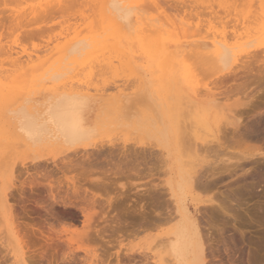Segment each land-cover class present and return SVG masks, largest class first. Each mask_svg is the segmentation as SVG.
Listing matches in <instances>:
<instances>
[{
	"label": "rangeland",
	"instance_id": "1",
	"mask_svg": "<svg viewBox=\"0 0 264 264\" xmlns=\"http://www.w3.org/2000/svg\"><path fill=\"white\" fill-rule=\"evenodd\" d=\"M55 1L53 3V0L52 1L0 0V40H1L0 42L2 45H4L2 47L5 48L3 49L1 47L3 51H0L2 52V54L0 53V63H1L0 77H2L0 78V88H2V90L0 89V264H21L20 261L21 256L16 239L17 235L21 234L18 231L20 229H16L18 228L16 227V225L18 226L19 224L21 225L24 224L23 226L20 227L21 230L22 227L24 228L25 224L27 228L30 227V229H32L30 230L31 235L27 233L29 229L26 230L27 229L26 228L24 229L25 231L22 230V232L24 231L22 234L24 235L25 233L26 237L28 234L29 235L28 237L30 238L32 237L34 240L36 236H38V238L35 239V242L33 241L35 243L34 246L32 241H31L32 245L30 243V240H32L31 238L29 240L30 244L28 243L25 246V250L23 248L24 246L22 247L23 253H26L28 251L30 252V254L26 253L25 256L24 254L22 256L24 257V259L25 258L27 259V260L25 259V261L27 262V263L25 262L26 264L34 263V260H36L35 255L38 256L37 255L38 253L36 252L42 253L43 250H41V248L43 249L44 245H47L49 247L46 248V246H44V250L46 253L44 251L43 252L45 253L44 254L45 257L43 255L41 256V253H39L41 257L38 256L37 258H41V259L43 258V259L42 261L40 259V262L39 259L36 260L37 264H155L151 256L154 255L155 253L154 251H155L156 242L154 241L153 237L157 235V232L148 231L133 238L132 237L123 238L122 239L123 242H121L122 240L121 241L119 240L120 242L115 241L117 239L116 235L115 236L113 234L111 235V232L113 230L112 226L114 225L113 223H111V221L113 220L114 218L113 215L115 213L106 207L104 209H101V207L97 206L98 205L97 201L100 203L101 202L103 203L104 201L111 199H113L112 201H114V199L117 198L122 192L124 194L123 196L126 198V199L124 198L125 202L122 201V204L125 205L124 207L122 206V209L124 208L130 210L131 207H138L143 205L146 208V210L149 209L147 210V212L148 211L150 212V209L152 208V211L150 212L151 216H155V214H157L158 212L159 214L160 212L161 214L163 213V208H164L163 202H165L163 200L166 199L167 203L169 204L170 203L169 198L166 195L162 194L159 196L161 203H159L157 200L156 203L157 202L158 203L157 204L155 203V205H153L154 203H151L153 205L152 206L150 204L151 201L150 199L149 200L147 199L148 198L147 196L150 190L154 191L155 188L157 187L159 191L160 188L162 190L165 161L163 156L161 155L162 153H160L161 151L160 147L157 145L155 139L151 138L150 136H147L146 132L141 129L140 131L138 129L135 130V128H141L139 127L140 125L137 124L139 121H136L135 123V120H143L144 117L147 118L148 116H153L154 114L157 113L156 105H158V103H164V102L167 103L168 106L171 108V112L173 111V107L175 106L174 109H176L179 112V114L185 108L186 112L188 113H184L185 112L184 109L183 110L184 112L182 111L183 115L185 114L189 115L190 103L188 102L187 99H185L187 98L188 95H189L188 97L191 98L190 95L193 96L194 92L204 91V89L207 88L209 89V87L211 92L215 94H219L220 92H223L225 88H230L234 83L237 84L242 80H246L239 78H242L243 76H246L247 78V73H249L247 71L248 68L247 69L243 68V70H241L242 68H234L237 69L238 72L233 71L234 73L232 74L231 72L226 73L227 76H225L226 74L224 75H221L220 73L217 74L218 72L216 71L213 72L214 70L212 69L210 70V68L212 67L211 64L208 65V63H205L206 61L205 59H203L205 60L203 62L201 54L200 56L202 61L200 60V58L199 60H196L197 57L195 56L198 55L199 49L193 46L192 47L190 46L191 47L190 49L189 46H183V43L186 42L187 44H191L190 42L193 43L201 40L209 41L211 40V36L213 35L216 36L218 34H219L218 36H222V37H226L227 35L231 37L233 36L232 39L231 37L228 36V39L230 38L229 41L226 38L228 43L233 44L238 42L244 44V49L245 50L247 49L246 51L248 52L247 55L245 54L242 55V58L240 60L241 62L243 61L247 62L248 60L247 58L250 57V54L255 52V54L253 55L251 54L252 57H250L248 61H250V59L251 61L253 59L255 61L256 60L255 58H258L257 61L259 60V64L260 63L263 64L264 63V52H263L264 28L262 23L264 20L263 18L261 20V16L264 15V1L263 0H186V1L156 0L157 2H154L153 4L152 3L153 0L152 2L151 0H144V2L143 0H141V2L140 0H128V2L132 4L139 3L137 5L138 7L141 6L139 7V9H142L137 11L139 15L141 14L142 17L149 16L150 18H155L157 22L162 25L164 32L160 36L161 41L166 40L170 44H177L179 45L181 51L183 50L185 51L175 56L176 63L174 66L175 67L174 70H172V66L170 67L168 62L164 61V57L156 56L154 58H151L157 52V51L154 52V48L152 45L151 48L149 47V51H146L141 44H138V41L136 39L132 38L131 33L126 31H124L123 35L118 39L119 41H121V45L124 48L123 53L127 52L125 53L126 55L125 54L122 55L121 53H115L113 51L110 52L108 50V51H104V53L101 54L102 56L98 55L95 57L92 56L66 57L65 55L67 54V52L65 48L67 47L69 41H72V43L76 40L78 41L84 40L86 42L94 41L99 43V45L102 47L106 44L113 43L118 40L114 35L115 32L113 31V29H111L109 23L110 20L108 19L109 17L108 13H106L104 17L101 14V4L103 0H62L61 2L60 0H55ZM44 3L45 4L47 3L48 5L47 4L45 5ZM251 9L252 10L254 9L253 11L256 12L257 10H259L258 13L256 12L255 13L256 14L260 13L259 14L260 18L256 17L255 16L256 14L255 13L253 14L252 13L253 11H251ZM37 10H41V11L39 12ZM11 11L13 12L11 13ZM238 11H239L238 13L239 15L237 14L236 16L240 17L241 20L239 19L238 21V23H240L239 27L237 26L239 30L236 29L235 32L234 30L235 22L233 23V21H234V14H236ZM19 13L23 14L24 16L27 15L25 18L24 16L22 17L23 22L19 18L20 17ZM33 13L34 14L37 13V14L34 15ZM138 14H136V20L139 18ZM251 14L254 15L253 18L256 17L257 20L259 19V21L255 22L256 18L255 19L250 18ZM16 15L19 18L17 19L18 23L20 21L19 24H17V20L15 19L13 22L12 18H14ZM246 16H248L249 18ZM26 18L29 22H26V20H24ZM236 19L238 20L237 17ZM247 19L251 20L250 22L251 24L247 21ZM244 20L248 22V24L247 23L241 24V22H243ZM98 21L100 28L99 30L97 27ZM162 21L163 22L168 21L169 25L167 26L166 25L167 22L166 23L164 22L165 23L164 24ZM181 21L189 22L192 28L193 25L194 27L198 28V29L195 28L196 30H198L195 31L202 32L200 33L201 34L200 37L198 33H196L197 35L196 37L195 35L193 36V33L195 32L191 30L190 26H189L190 27L189 30L188 24H186L187 25L186 27L184 26V24H182L183 22ZM21 22L24 24V26L21 24ZM171 22L177 23V25L180 23L178 26H180L181 30L179 29V27H177V32L179 31L178 33L174 30L173 31L171 30L173 26H171L172 28L169 27ZM253 22L255 23V25L252 24ZM133 24H135V22ZM172 25H174V27L176 28L175 24ZM218 25L220 27H218ZM227 25L228 27H225ZM208 27L210 28L214 27L213 29L215 32H213V29L211 32V30ZM96 29L98 31H96ZM186 29H188L189 35L191 34V37L189 38H186V34H185L186 32H184ZM260 29L262 32L259 31ZM225 30L226 32H228L227 35L224 34ZM250 30L251 33H249ZM207 31H209L210 33H207ZM175 33H177L178 36L179 33L180 35L184 34L185 36L181 35V37H178L177 34ZM206 33L208 36H205ZM214 33H216V35ZM233 33H235V35L238 36L234 37ZM242 34L243 37L241 38ZM250 40H253L252 46L245 47L246 42H249ZM129 46L130 49H128ZM9 47L18 50L17 52L22 53L21 56L31 54L32 55L31 63L29 62L28 65L24 63L26 65V66L22 65V67L24 66V68H21V66L19 65H18L19 67L13 66L14 64L10 65L8 61H12V60L9 59L8 56H5L6 55L5 53H8L10 50ZM22 49H24V51H22ZM190 50H192L194 53L195 50H197L196 51L197 55L192 53ZM25 51H27V53ZM128 52L131 54L130 56H128L129 54ZM146 53H150L152 54V56L149 57L148 55H146ZM189 53H192L194 56H192V54L188 55ZM125 56H127V58ZM243 56L244 58L246 56L247 60L246 59L243 60L244 59ZM262 56L263 59L260 58ZM110 58H112L113 63L112 62L109 63V61H111ZM34 59L37 60L35 61ZM147 59H157L156 69L152 70V73L155 74L154 86H153L154 88L151 89L152 92L155 93L157 92L156 95L154 93H151L150 90L146 89V86L143 84L145 77L143 68L145 66V61ZM95 61L97 63H99L100 61L99 65L97 66L106 64L105 66L110 69L99 68V67L91 69V67L95 65L94 64L96 63ZM122 62L124 64H122ZM91 63L94 65L91 66ZM240 65L242 66L243 64ZM240 65H238V67H240ZM127 67H131V69ZM26 68L28 70L26 71L28 74L26 73V76H24ZM256 69H257V65L256 68L251 73L252 74L253 72L255 73ZM190 70L192 71V73H189ZM251 73L248 75L249 76L248 79L249 78L253 79L254 76H252L251 78L250 76L252 75ZM214 74L216 75L214 76ZM56 75H58L59 77V80L57 81L54 80V76ZM148 75H151V71H148ZM191 75L192 76L195 75L193 76L195 79L190 77ZM233 79H236L234 83H233ZM191 80L194 81L192 82ZM187 82L188 83L190 82V84H188ZM182 86H183V90H182ZM58 87H60L61 89H58ZM215 87L218 88L215 89ZM62 92L80 93L89 96L90 98H92V101L95 102L94 103L95 114L99 115L100 114L99 112H101L102 115L104 116V117L102 116L105 120L103 122L104 127L102 126V129H100V131L97 133L96 137L94 138L96 147L98 148H100L101 146L102 147L100 149H97L96 147L91 148L86 152V155L89 154L96 162H97L96 159H99L98 161L100 162V159L104 160L105 158L107 160V156L109 154H110L109 156L110 159L111 157L113 158L114 156L117 159L118 154H121L119 152L122 153L125 152V154L127 153L130 155L135 152L136 154L134 153V155L131 156L137 155L138 156V157L136 156L137 163L135 164L140 165V166L138 165L139 167L135 172L130 164H127L128 166L126 167L124 165L123 169L125 168V173L119 176L118 178L111 179L112 185L110 189L106 191L102 189L92 188L93 189L92 190L93 193H92L90 190L91 189L90 185H87V183L86 184L82 183L83 188L85 187L89 188L90 192H88V194H90V196L93 195L92 198H94L93 200H95L97 203V205H95L96 207H94L92 211V212H96V215L89 222H87L86 219L83 217L78 207L69 206V205L65 207L64 205L60 204L61 201H59V203H56L53 201L52 198H50L53 194L56 195V193L58 192H60L61 195H63L62 192L65 191L68 192V190L70 189L71 183H69V181L67 180H69L68 178L73 177L75 174L71 172L67 173L66 170L64 172V165H65V161H67V157L70 155L68 157V161H70L73 158L74 154H72L69 151H66L64 148L48 146V145H46L45 147L28 148L26 145H24L22 141H20L16 133H14V130L12 129L11 121L9 119L10 116L9 111L15 108L16 106L31 105L33 101L35 102L36 99H43L46 95H48V93L56 94ZM151 95L154 98V100L150 99L151 100L150 102L149 98ZM239 96H241V94L238 95L237 97L230 96V98H228L230 99V101L225 100V98H223L224 96H222L221 98L219 96L218 98L220 99L223 105L227 104L226 106H228V104H230L231 106L233 101L236 100ZM17 98H19L20 100H17ZM175 98L177 99L175 100ZM153 101L155 102L156 105L154 104ZM151 105L152 107H154L153 108V110H155L154 114L151 113V111L153 112V110L149 107ZM255 108L256 109L254 110L253 108L248 109L250 111L247 110L246 113L247 112L248 113L243 115L241 119V125H242L241 129L250 126V124L252 123L255 124L256 123L255 121L260 120L262 122V125L260 126V130L262 131H258L256 135L258 136V138H261L262 142L260 141V139L259 142H261L262 144L261 143H256L257 145H255L254 143L253 144L254 146H256V148L257 146L259 148V145H262L260 147L264 148V142H263L264 140L262 139V137H264V99L262 100L261 105ZM149 109H151L150 112H148ZM124 111L126 112V117L123 115L125 114ZM128 111L132 112L133 114L128 115L127 114ZM127 116L130 118H127ZM184 118L186 119L185 116ZM216 119H218V117H214L213 115H210L206 123H200V127L198 126V129L199 128L201 129H199L200 132L198 131L196 135L197 137L199 136L197 138L198 143H202L203 142V141L201 142L202 139L203 140L206 139V141L211 140L210 139L211 135L215 134L216 132V131L214 132V129L217 130V127L219 128V126L220 127L222 126L220 125V123L224 119L220 118L221 120L218 119L217 122L215 121ZM179 120L182 121L183 117H181ZM132 123L135 124V127L132 125ZM136 124L138 127H136ZM221 124H223V122ZM199 138L202 139L200 140ZM254 146L252 145V147ZM110 149L112 150V152H109L111 151ZM259 149L260 152L262 151L261 153H263V156L257 157V159H259L258 161L261 163L262 170H248L247 173H245L246 177H244L243 179L241 178L242 175H244V173H242L241 170H236L235 172L236 174H234V172L229 174H223L224 176L222 175V178H220L222 180L218 181L216 179V183L213 182V184L215 183L214 184L215 186L212 184L211 186L209 184L211 187L210 189H208L209 188L208 186L207 187L208 190L206 189L202 191L199 190L200 193L197 191L199 194H197V192L195 194V195H199L201 199L213 198L215 203L217 204L221 203L220 206L227 209L225 212H228L223 215L221 214L220 216H222V218L220 216L218 217L219 219L221 218L220 220L216 218L217 219L215 220L216 222L212 220H210V222H207L208 220L207 218L209 219L212 218L211 216L209 217L208 211L205 209H201V211L198 212L197 214L198 215L197 217L201 221V224L202 223L204 224L201 225L202 228L204 229V231L207 230L206 233L204 232V235L207 234L208 236V238H206L207 236L205 238L208 239L207 245L209 246V247L206 246L208 247L207 249H209L206 256L210 254L208 257H206L207 264L208 263L209 264H240L241 261L244 264H256L254 260L255 259L254 250L256 247V243L261 239H263L264 237V158H262L264 157V150H262V148ZM82 152L83 151H81V153ZM178 152L174 153L175 158L179 157L180 159H182L183 162H186V165L188 163V166L190 165L188 169H191L194 166L193 167L194 170L197 169L203 170L207 166L209 161L213 162V160L215 159V157L212 155L211 157L208 158V160H206L208 162L201 163L199 161L200 159L199 153L195 154L191 150H189L188 152L187 150H183V152H181L180 150ZM180 152L183 155L180 154ZM222 152L223 155L224 154L227 155V152L237 153L239 152V149L236 148L232 150V148L228 147L227 150L222 149ZM81 153H79L80 155L76 154V157L77 155L78 157H80L83 154H85L83 152L81 155ZM91 153L93 156L91 155ZM71 154L73 156H71ZM94 155H97L96 158L94 157ZM139 155H141L142 157ZM99 164L97 166L98 169L101 167V169L106 170V168H103L102 166L104 167L107 166V169L109 167L108 165L106 166L104 165L106 164V162H104V164L101 163L102 166ZM198 164L199 167L196 166ZM50 185L51 187H49ZM52 186L54 190L52 189ZM153 188L154 190H152ZM51 190H52V194L50 192ZM238 192L240 194L236 195V193ZM49 194L51 195L50 197ZM61 195L60 196L56 195L55 197H61ZM12 196H14V198ZM85 196H87V194ZM90 196L86 198H91ZM164 196L166 197L164 198ZM11 197L13 200L10 199ZM7 198L8 201H10V203L13 201L12 202L13 207L17 206L15 208L16 210L14 209L12 220L11 218H9V216H7L8 212L6 214V205L5 202H3V199L5 200ZM149 204L152 207H149ZM157 206H159L161 210L158 207V210L153 211V209H156ZM199 207L202 206L199 205ZM127 210L124 212H127ZM152 213L154 215H152ZM15 215H17L16 217H18L17 219ZM111 218L112 220H110ZM129 219L123 217L121 222L129 223L130 221ZM221 220H224L225 224L227 223L226 228L228 232L226 234L225 233L222 234L220 237H217L218 236L217 230L222 229V227L224 226L223 224L224 221L222 223ZM206 222L209 227L211 225V229H209L208 226L207 227L205 226L207 225ZM110 225H112L111 226L112 230L110 229ZM16 231H18L17 234ZM95 231L98 234H96ZM101 231L104 232V233L102 232L103 236L101 235ZM32 233L34 234L35 237L33 236ZM39 233H41L42 235H40ZM76 234H79V236H76ZM96 235L97 236L99 235L98 236L99 238ZM234 235H235L234 242L233 240H226V236L232 237ZM20 236L21 235H19V237ZM21 237L23 239V236ZM59 237L61 238L60 240H58ZM113 237H115L116 239ZM240 237L244 238V242H241ZM70 238H73V241H71L70 244H68L69 243L68 240ZM24 240L28 242L27 239L24 238L22 240L24 243V244L22 243L23 245H25L26 243L24 242ZM49 241L50 244L48 245ZM53 241L58 245H56ZM38 245L40 248L38 247ZM27 246H29V248ZM33 251L35 252V255L33 254ZM31 253L35 258L34 260H32L33 262L28 261L29 260L28 257L31 256V258H33ZM124 253L135 255L133 256L136 257L135 259H133L135 261L130 262V259H132V257L126 260L125 256H122V254L125 255ZM118 255L119 256L121 255L120 256L121 259L117 257ZM122 257H124L125 259ZM262 257L264 256L262 255ZM34 264H36V262Z\"/></svg>",
	"mask_w": 264,
	"mask_h": 264
},
{
	"label": "bare ground",
	"instance_id": "2",
	"mask_svg": "<svg viewBox=\"0 0 264 264\" xmlns=\"http://www.w3.org/2000/svg\"><path fill=\"white\" fill-rule=\"evenodd\" d=\"M50 1H52V0H50ZM54 1L55 0H53V3H54ZM61 1L62 0H60V2ZM185 1H183V2H185ZM140 2H141V0H140ZM143 2H144V0H143ZM151 2H152V0H151ZM154 2H157V1L153 0L152 3L154 4ZM98 3H99V1H98ZM137 4H139V3H133V4L129 3L128 0H103V2L101 4V14L104 17L106 15V13H108V16H109L108 19L110 20V22H109L110 26H111V29H113V31L115 32L114 35H115L117 40L123 35L124 31L130 32L132 38L136 39L138 41V44H141L142 47L146 51H149V47L151 48L152 46L154 48V52L157 51L155 53L157 55H155L153 53L154 55L152 56V54H150L151 52L146 53V55H148L149 57L152 56L151 58H154L156 56L157 57H164V61L168 62L170 67L172 66V70H174V68H175L174 66L176 63L175 56L179 53H182L184 50L181 51L179 48V45H177V44H170L166 40L161 41L160 36L164 32L162 25L159 24L155 18H150L149 16L148 17H145V16L142 17L141 14L139 15L137 11L142 10V9H139V7H141V6L138 7ZM41 6H42V4H41ZM45 7H47V6H45ZM186 7H188V6H186ZM253 10L251 9V11H253ZM37 11L40 12L41 10H37ZM251 11H250V13H251ZM258 11L259 10H257V12L253 11L252 13L253 14L255 12L258 13ZM12 12L13 11H11V13ZM28 13H25V14H28ZM238 13H239V11L236 14H234L233 23L235 22V26H234L235 32H236V29H238L237 26L239 27V25H240V23H238V21H239V19L241 20L240 17L236 16ZM23 14L19 15L20 16L19 18L21 21L23 19L22 17L24 16ZM30 14H31V12H30ZM36 14L37 13H35L34 15H36ZM136 14L139 15V18L137 20H136ZM230 14H232V13H230ZM259 14H256L255 16L260 18ZM17 15H18V13H17ZM17 15L14 18H12L13 22H14V19L15 20L19 19ZM26 16H24V18ZM248 16H246V17H248ZM251 16H250V18H252V19L256 18V17L253 18L254 15H252V14H251ZM236 17L238 18V20L236 19ZM262 18L264 20V15L261 16V20H262ZM243 19H245V18H243ZM24 20H26V22H29L27 20V18ZM249 20L247 19V21L250 23L251 20L250 21ZM244 21L241 22V24L242 23L248 24V22H246V21L244 22ZM258 21H259V19L257 20V18H256L255 22H258ZM22 22H21V24L24 26V24ZM134 22H135V24H133ZM166 22L165 23L168 26L169 23H168V21H166ZM172 22H171L169 27L172 28L171 26H173V28L171 30L172 31L174 30L177 32V27H179V29H180V26H178L180 23L177 25V23H172ZM181 22H183V21H181ZM231 22H232V19H231ZM19 23H20V21H19ZM19 23L17 20V24H19ZM220 23H222V22H220ZM261 23H262V21H261ZM172 24H175L176 28ZM182 24H184V26H186V27H187L186 24H188V28L190 30L191 25L189 22H183ZM252 24L255 25L254 22ZM97 25H98L97 27L99 30L100 29L99 28V21H98ZM262 25L264 28V21H263ZM218 27H220V26L218 25ZM225 27H228V25ZM195 28L196 27H194V25H193V28L191 27V30H193V32H195V33H193V36L195 35V37H196L197 36L196 33H198V35L200 37V35H201L200 33H202V32H196V31H198V30H196L198 28H196V29ZM208 28L212 32V29L214 27L213 28L208 27ZM241 28H243V27H241ZM98 30L96 29V31H98ZM242 30H244V29H242ZM199 31H201V30H199ZM259 31H261V29ZM184 32H186L185 33L186 38L191 37V34L189 35L188 29H186ZM184 32H182V33H184ZM203 32H204V30H203ZM213 32H215L214 29H213ZM177 33H175V34H177ZM207 33H210V32L207 31ZM207 33L205 36H208ZM227 33L228 32H226V30H225L224 34L227 35ZM249 33H251V30ZM214 34L216 35V33H214ZM233 34H234V37L238 36V35H235V33H233ZM233 34H231V35H233ZM181 35L185 36L184 34H181ZM181 35H180V33H179V36L177 34L178 37H181ZM218 35L211 36V40H209V41L201 40V41L193 42V43L190 42L191 44H187L185 42V43H183V46H189V47L193 46V47L199 49L198 55L196 54L197 50H195V53L192 50H190V51L192 53H194L195 55H197V56H195V57H197L196 60H199V58L201 60V56H202V60L205 59L207 61L206 62L205 60H203V62L205 61V63H208V65L211 64L212 67L210 68V70L212 69V70H214L213 72H215V71L218 72L217 74L220 73L221 75H224V74L230 73V72L232 74L236 71L238 72V70L234 69V68H242L241 70H243V68H245V69L248 68L247 71L249 73H247V78H246V76H243V77L241 76L242 78H239V79H246V80H242L241 82L236 84V83H234L236 81V79H233V83L235 85L233 84L230 88H225L223 90V92H220L219 94H215V93L211 92L210 87H209V89L207 88V89H204V91H200V92L199 91H197V92L193 91L194 92L193 96L190 95L191 98L188 97L189 95L187 96V98H185L190 103L189 115L188 114L183 115L184 111H185L184 113H188V112H186L185 108H184L185 110L183 109L184 111L182 110L183 112L180 110L181 113L179 114V112L176 109H174L175 106L173 107V111L171 112V108L168 106L167 103H165V102L164 103H158V105H156L155 102L153 101L154 104L157 106V111H156L157 113L154 114L155 110H153L154 107H152V105H151L149 107L153 110V112L151 111V113L154 114L153 116H148L147 118L144 117L143 120H135V123H136V121H139L137 124H139L140 125L139 127H141V128H135V130L138 129L140 131V129H141V130L146 132L147 136H150L151 138L155 139V141L157 142V145L160 147V150L162 151V152L160 151V153H162L161 155L163 156L164 161H165V170L163 172L164 180L162 181V184H163L162 190L159 187L160 191H163V192H160L158 187L156 186L157 188H155V190H154V188L152 189L154 191H151L150 189H149L150 191L148 190L149 193L147 196L148 197L147 199L148 200L150 199V201H151V202L149 201L150 204L154 203L153 205H155L157 200L159 203H161L159 196L162 194L166 195L169 198V201H170L169 204L167 203L166 199L163 200L166 202V204H165V202H163L164 205L162 204L164 206V208L162 207L163 208L162 214H161V212H160V214L158 212L157 214H155V216H151L150 212L152 211V208L150 209V212L148 211L150 213L149 214L147 212V210H149V209L146 210V208L143 205L138 206V207H131L130 210H127L124 208L122 209V206L123 207L125 206L122 204V201L125 202L124 201L125 197L123 196L124 194L122 192H121L122 194L121 193H120V195L118 194L119 196L117 198H115L114 201H112L113 199L106 200L103 203L102 202L100 203L97 201L98 205H97L96 201L93 200L94 199V198H92L93 195L90 196V194H88V192H90V190L93 193L92 188L102 189L104 191L110 189V187L112 185L111 179L118 178L119 176H121L125 173V168L123 169L124 165L126 167V166H128L127 164H130L132 169H134V172L137 171V168L140 166L139 164H138L139 166L135 164V163H137L136 160H137L138 156L137 155H136L137 157L131 156V155H134L135 152L131 155L127 154V153L125 154V152L124 153L119 152L121 154H118L119 158L117 157V159L115 156L113 158L111 157V159H110V157H109L110 154H109L107 156V160L103 157L104 160L100 159V162L98 161L99 159H96L97 160V162H96L89 154H88L89 156L86 155V152L89 149L96 147V144L94 142V138L96 137V135L100 131V129H102V126L104 127L103 122L105 121L103 118L104 116L102 115L101 112H99L100 113L99 115L95 114V112H94V107H95L94 103L95 102L92 101V98H90L89 96H86L84 94H80V93H67V92L56 93V94L48 93V95H46L43 99H36L35 102L33 101V103L31 105H27V106L26 105H19V106H16L15 108H13L9 111V113H10L9 119L11 121L12 129L14 130V133H16V135L20 139V141H22L24 143V145H26L28 148L45 147L46 145H48V146L64 148L66 151H69L72 154H74V156L71 154V156H73L74 159L70 158L71 160L69 159L70 161H68V157L70 155L67 153L69 155L67 157V161L63 160V161H65V165L63 162L64 172L66 170L67 173L71 172V173L75 174L73 177L68 178L69 180H67V181H69V183H71L70 184L72 186V187L70 186L71 190L67 189L68 192H66V191L62 192L63 195H61V193L57 191L58 193H56V195H58V196L61 195V197H55L56 195H54V194H53L54 196L53 195L51 196L49 194V197L51 196L50 198H52L53 201L56 203H59V201H61L60 204L64 205L65 207L67 205L78 207L80 212L82 213L83 217L86 219L87 222L92 220L93 217L96 215V212H92L94 207H96L95 205L101 207V209H104L105 207L109 208L110 210H112L115 213L113 215V217H114L113 220H112V218L110 219V220H112L111 223L114 224L113 226L110 225V229L113 227L112 228L113 230L111 229L112 230L111 235L112 234L114 236L116 235V238L117 239L119 238V239L117 240L115 237H113V238H115L116 239L115 241H118V242H120L123 238H131V237L133 238V237L139 236L140 234H143V233L148 232V231H154V232L156 231L157 235L153 237L154 241L156 242L155 243V251H154L155 253H154V255L151 256L152 260H154L155 264H207V258L206 257H208L210 255L209 254L208 256H206L207 252L209 250L207 248L209 246L207 245L208 239H206V238H208V236H207V234L204 235V232L206 233L207 230L204 231V229L202 228L201 225L203 223L201 224V221L197 217L198 216L197 214H198V212L201 211V209H205L208 211L209 217L211 216V218H212V219L207 218L209 220V221L207 220V222H210V220L216 222L215 220H217V219L220 220L222 218V216H220L221 214L223 215V214H226L228 212H225L227 209L220 206L221 203L220 204L215 203L213 198L201 199V197L199 195H195L196 192L197 191L199 192V190L202 191L205 189L206 190L210 189L211 188L210 185L211 184L214 185L216 183V179L218 181L222 180L220 178H222L223 174H229L232 172H234V174H236L235 173L236 170H241L242 173H244V175H242V178H241V179H243L244 177H246L245 173H247L248 170H262L261 163L258 161L259 159H257V157L263 156V153H261L262 151L260 152L259 148H262V150H264V148L260 147L262 145H259V148L257 146V148L259 149L258 150L256 148V146H254V144L257 145L256 143L262 142L261 138H258V136L256 135V133L258 131H262V130H260V126L262 125V122L260 120L259 121L257 120L258 122L255 121L256 122L255 124L252 123L253 125L250 124V126L241 129V127H242L241 119H242L244 114L248 113V112L246 113V111L248 109H251V108H253V110L256 109L255 107H259L262 103V100L264 99V63L259 64V60L257 61L258 58H255L256 59L255 61H254V59L252 61H251V59H250V61H248L249 58L252 57L253 54H255V52L251 53L252 51L250 52L252 55L249 53L250 57L247 58L248 60L246 59V56H245V58L243 56V58H244L243 60L246 59L247 62H245V61L241 62L240 60L242 58V55L248 54V52L246 51L247 49L246 50L244 49V44H241L238 42L230 44V43H228V41L230 39V38L228 39L229 35H227L226 37H222V36H218ZM229 37H231V36H229ZM242 37H243V34H242L241 38ZM246 37H248V36H246ZM203 38H205V37H203ZM226 38L228 39V41L226 40ZM232 38H233V36L231 37V39ZM69 42H70V44H69ZM69 42H68L69 46L67 44V47L65 48V50L67 52V54L65 55L66 57H69V56L70 57H82V56L83 57H87V56L95 57V56L103 54L104 51H108V50L110 52L113 51L115 53H121L122 55L127 53V52L123 53L124 48L121 45V41H119V40L115 41L113 43L106 44L102 47L99 45V43L94 42V41L86 42L84 40H79V41L76 40L73 43H72V41H69ZM252 43H253V40L246 42L245 47L246 46L247 47L252 46ZM0 44H1V42H0ZM2 46H4V45L1 44L0 49ZM191 47H190V49H191ZM2 48L5 49L4 47H2ZM11 48H10L9 52L6 51V52H8V53H5L6 55L3 54L5 56H8L9 59L12 60V61H8L10 63V65L14 64L13 66H15V67L21 66V68H24V66L22 67V65H25L24 63H26L27 65L29 62L31 63V61H32L31 56L32 55L29 54V52H28L29 55L24 54L25 56H23V55L21 56L22 53L17 52L18 50L14 49L15 46H14V48H12V49ZM3 49H1L0 51H3ZM128 49H130V46ZM181 49H182V47H181ZM137 50H138V48H137ZM187 50H189V49H187ZM248 50H250V49H248ZM22 51H24V49H22ZM199 51H200V53H199ZM25 52L27 53V51H25ZM140 52H141V50H140ZM263 52H261V53H263ZM0 53L2 54V52H0ZM192 53H189L188 55H190ZM138 54H139V52H138ZM200 54H201V56H200ZM130 55L131 54L129 53L128 56H130ZM192 56H194V55L192 54ZM125 57L127 58V56H125ZM256 57H258V56H256ZM260 58L263 59V56ZM128 59H129V57H128ZM110 60L111 61H109V63L112 62V58H110ZM156 60L157 59H147L145 61V66L143 68V72L145 75L143 84L146 86V89L150 90L151 93H154L155 95L157 92L156 93L152 92L151 89L154 88L153 86H154L155 74L152 73V70L156 69V63H157ZM184 60H185V57H184ZM6 61H7V58H6ZM100 61H99V63H100ZM260 62H262V61H260ZM92 63H91V66H93L94 64L96 66L94 65L93 67H91V69L97 68V67L108 68L105 66L106 64H103V63H102L103 65H100V66H97V65H99V63H97V62L94 64H92ZM239 63L243 64V65L241 66ZM122 64H124V63L122 62ZM122 64H120V65H122ZM132 64H134V63H132ZM0 65H1V63H0ZM238 65H240V67H238ZM253 65L255 68L257 65V69H256L255 73L253 72V74H255V75H253L251 73L255 69L253 67ZM38 66H39V64H38ZM213 67H214V69H213ZM251 67L254 69H252ZM11 68H12V66H11ZM127 68L131 69V67H127ZM108 69H110V68H108ZM26 71H28L27 68L25 70L24 76H26V73H27ZM34 71H35V69H34ZM148 71H151V75H148ZM15 72H17V71H15ZM189 73H192V71L190 70ZM250 73L252 74V75H250L251 78H252V76H254L255 78L253 77V79H250V78L248 79V77H249L248 75ZM215 75L216 74H214V76ZM148 76H149V78H148ZM193 76H195V75H193ZM193 76L191 75L190 77L194 78ZM225 76H227V74ZM19 77H21V76H19ZM0 78H2V77H0ZM72 78H74V77H72ZM90 79H93V78H90ZM54 80L55 81L59 80L58 75L54 76ZM66 80H67V78H66ZM191 81L193 82L194 80H191ZM176 83H178V82H176ZM187 83H186V85H187ZM188 84H190V82ZM214 86H215V84H214ZM180 88H181V86H180ZM192 88H193V85H192ZM195 88H196V86H195ZM211 88H213V87H211ZM217 88L218 87H215V89H217ZM0 89L2 90V88H0ZM58 89H61V88L58 87ZM158 89H161V88H158ZM188 89H189V86H188ZM182 90H183V86H182ZM196 90H199V89H196ZM186 94H187V92H186ZM240 94H241V96H239L236 100H234V101L232 100L233 103L231 104V106H230V104H228V106H226L227 104L223 105L221 103L220 99L218 98L219 96H220V98L222 96H224L223 98H225V100L230 101V99H228V98H230V96L231 97L232 96L237 97ZM152 95L150 96V98L148 97L149 100L150 99L154 100ZM157 97H158V95H157ZM181 98H182V96H181ZM181 98H180V100H181ZM102 99H103V96H102ZM176 99L177 98H175V100ZM17 100H20V99L17 98ZM151 100H150V102H151ZM188 102H186V103H188ZM104 104H106V103H104ZM221 106H223V107H221ZM151 109H149L148 112H150ZM155 109H156V107H155ZM248 111H250V110H248ZM128 112H127L128 115L133 114L132 112H129V113ZM123 115L126 117V112ZM210 115H213L214 117H218L219 120H221L220 118H223L224 119L222 121L223 124H221L222 123L221 122L220 125H222V126L221 127L219 126V128L216 126L217 130L214 129V132L216 131L215 134H213V135L210 134L211 140L206 141V139L203 140L202 138H199L200 140L202 139L201 142L202 141L203 142L198 143L197 138L199 136L197 137L196 135H197L198 131L200 132L199 129H201V128L198 129V126L200 127V123H206L208 121ZM184 116L186 117V119L184 118ZM131 117H134V116H131ZM181 117H183L182 121L179 120ZM127 118H130V117L127 116ZM134 119H136V118H134ZM218 119H216L215 121L217 122ZM137 124H136V127H138ZM132 125L135 127V124L132 123ZM214 125H215V123H214ZM212 126H213V123H212ZM243 127H244V125H243ZM229 128H230V130H229ZM210 135H208V136H210ZM259 139L261 142H259ZM262 139L264 140V137H262ZM252 145L254 147H252ZM228 147L232 148V150L237 148V149H239V152H237V153H233V152L228 153L227 152V155L226 154L223 155L222 149L227 150ZM96 148L100 149L98 147H96ZM180 150H181V152H183V150H187V152L189 150H191L195 154L199 153L201 156V157L199 156V158H200L199 161L201 163L208 162L206 160H208V158L211 157L212 155L215 157V159L213 160V162L209 161V163L207 164V166L203 170H198V169L194 170V168H193L194 166L191 169H188V167H190V165L188 166V163L186 165V162H183L182 159H180L179 157L175 158L174 153H176ZM81 151H83L85 154L82 155L83 152L81 153ZM109 152H112V150ZM181 152H180V154H182ZM79 153H81L82 156L78 157V155H80ZM76 154H78L77 157H76ZM114 154H116V153H114ZM178 154H179V152H178ZM91 155H92V153H91ZM96 156L97 155H94L95 158H96ZM139 156H141V155H139ZM108 157H109V160H108ZM98 158H100V157H98ZM262 158H264V157H262ZM103 161L106 162V164H104ZM46 162H48V161H46ZM101 163H103L105 166L108 165L109 167H112V168L108 167V169H107V166L104 167V166H102ZM98 164L101 165L103 168H106V170L101 169V167L98 169L97 168ZM196 166L199 167V164ZM62 169H63V167H62ZM134 174H136V173H134ZM227 176H229V175H227ZM45 177H47V176H45ZM213 182H215V183L213 184ZM82 183L83 184L87 183V185H90L91 189L89 190V188H86V187L83 188ZM208 186H209V188L207 189ZM32 187H34V186H32ZM49 187H51V185ZM52 189H53V186H52ZM37 192H38V190H37ZM50 192L52 194V190ZM198 192H197V194L200 193V192L199 193ZM86 194H87V196H85ZM143 194H146V193H143ZM239 194H240L239 192L236 193V195H239ZM38 195H39V193H38ZM88 195L91 198H86V197H89ZM166 196H164V198ZM12 197L14 198V196H12ZM12 197L10 199H12ZM33 197H36V196H33ZM57 198H59V199H57ZM152 201H154V202H152ZM3 202H5V205H6V214L8 212L7 216H9V218H11V220H12L13 219L12 216L14 214V209L17 206L13 207V205H12L13 201L10 203V201H8V198L5 200L3 199ZM14 203H16V202H14ZM77 204L80 206H78ZM150 204H149V207H152L153 205L151 204L152 206H150ZM215 204H217V205H215ZM3 205H4V203H3ZM199 205H201L202 207H199ZM149 207H147V208H149ZM158 207L159 206H157L156 209H153V211L158 210ZM159 209L161 210L160 207H159ZM126 210H127V212H124ZM153 213H152V215H154ZM15 214H16V212H15ZM16 216L17 215H15V217ZM219 216L221 217L220 219L218 218ZM123 217H126L128 219L130 218L129 219L130 221L128 220L129 223L121 222ZM17 218L18 217H16V219ZM221 221L223 223L224 220H221ZM207 222H206V224H207ZM15 224H16V222H15ZM223 224H224V226H223ZM223 224H222V226H223L222 229L217 230V232H218L217 237H220L222 234H224V233L226 234L228 232V230L226 228L227 223L225 224V221H224ZM19 225L18 226L16 225V227H18V228H16V227L15 228L21 230L20 227L23 226L24 224H22V225L19 224ZM205 226L207 227L208 224ZM206 227H204V228H206ZM213 227H212V230H213ZM26 228H27V226L25 224L24 228L22 227V230H24ZM28 229H29V231H27V233L30 234V232H31L30 230H32V229H30V227H28L26 230H28ZM209 229H211V225H210ZM20 230H18V231L21 234H18L16 239H17V243L19 246V252H20V256H21V260H20L21 264H26L27 263L25 261L26 258L24 259V257H22V256H23V254L25 256L26 253L30 254V252L28 251L29 252L28 253L25 251L26 253H23L22 247L24 246L23 248L25 250V246L29 243V240L32 237L31 238L28 237L29 236L28 234L26 237L25 233H24V235L22 234L25 230L23 232H22V230L20 232ZM99 230H101V229H99ZM212 230H210V231H212ZM18 231H16V234ZM97 232H96V234H98ZM102 232L103 231H101V235L103 236L104 232L103 233ZM208 233H209V231H208ZM39 234L42 235L41 233H39ZM79 234H76V236H79ZM19 235L23 236V239L24 238L27 239L28 242H26V240H24V242H26L25 245H23L24 244L22 241L23 239L21 236L19 237ZM145 235H147V234H145ZM33 236H34V234H33ZM48 237H50V236H48ZM36 238H38V236H36ZM35 239L33 240V238H32V240H30L31 245H32L33 241L35 242ZM51 239H50V241H51ZM60 239L61 238L59 237L58 240H60ZM240 239H241V242H244L243 237H240ZM42 240H43V238H42ZM46 240H48V239H46ZM99 240H101V239H99ZM209 240H211V239H209ZM226 240H233V242H234L235 241V235L232 237L226 236ZM44 241H42V242H44ZM50 241H49L48 245L50 244ZM71 241H73V238H70L68 240L69 243L68 242L67 243L70 244ZM218 241H220V240H218ZM34 242H33V246L35 244ZM40 242H41V240H40ZM121 242H123V240ZM45 244H46V242H45ZM56 245H58V244H56ZM29 246H27V247L29 248ZM44 246H46V248L49 247L47 245H44ZM44 246H43V249L41 248V250H43L45 252ZM206 246H208V247H206ZM38 247H39V245H38ZM50 247H51V245H50ZM43 251H42V253L41 252H36V253H38L37 254L38 256H40L39 253H41V256L42 255L44 256V254L46 252L44 253ZM254 251H255V254H254L255 263L256 264H264V257H262V255L264 256V237H263V239H261L260 241H258L256 243V247H255ZM205 252H206V254H205ZM33 254L35 255L34 251H33ZM33 254L31 253L32 257H33ZM28 256H30V255H28ZM38 256L35 255L36 260L39 259V262H40L41 258H37ZM120 256L118 255L117 257L120 258ZM122 256H125L126 260L129 259L130 257H132V259H130V262H134L135 260H133V259L136 258V257H133L135 255L129 254V253L128 254L126 253L125 255L122 254ZM30 258H31V256L28 257V259H29L28 261H31V262H33L32 260L35 259L33 257L30 260ZM122 258H124V257H122ZM42 259H41V261H42ZM36 260H34V263L36 262V264H37ZM34 263H32V264H34ZM240 264H244V263L241 261Z\"/></svg>",
	"mask_w": 264,
	"mask_h": 264
}]
</instances>
